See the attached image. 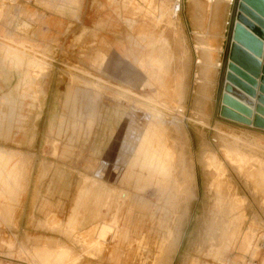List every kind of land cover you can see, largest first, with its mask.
Wrapping results in <instances>:
<instances>
[{"label":"rangeland","instance_id":"374dc122","mask_svg":"<svg viewBox=\"0 0 264 264\" xmlns=\"http://www.w3.org/2000/svg\"><path fill=\"white\" fill-rule=\"evenodd\" d=\"M104 1L0 0V264H264V125L222 115L239 0Z\"/></svg>","mask_w":264,"mask_h":264},{"label":"water","instance_id":"95a60500","mask_svg":"<svg viewBox=\"0 0 264 264\" xmlns=\"http://www.w3.org/2000/svg\"><path fill=\"white\" fill-rule=\"evenodd\" d=\"M231 4L233 6L232 1L230 5ZM227 12H230V8H228ZM257 30L260 36L256 33ZM263 56L264 0H239L237 20L234 23L232 34L228 69L233 71L236 67H243V79L249 80L253 86H256L257 83L250 77H258L261 74L262 63L260 60ZM229 80L230 78L227 74L222 96V115L240 121L238 118L234 117L233 113L230 111L234 110L248 119L252 118L253 111L251 108L254 107L253 99H251L245 91H241L236 85L229 82ZM243 86L248 93L255 96L256 93L252 88H248V86L245 85Z\"/></svg>","mask_w":264,"mask_h":264},{"label":"bare ground","instance_id":"6f19581e","mask_svg":"<svg viewBox=\"0 0 264 264\" xmlns=\"http://www.w3.org/2000/svg\"><path fill=\"white\" fill-rule=\"evenodd\" d=\"M260 61L262 63L261 66L263 68L264 56L261 58ZM242 68L243 67H241V68L240 67H236V69L233 70V71H230L228 69L227 70V74H228V76L230 78L229 82H231L234 85H236L241 91H245L249 95V97H251V99H253V101H254V107L251 108L252 111H253V116H252V118L248 119V118L242 116L241 114H238L234 110H230V111H231V113H233L234 117L238 118L242 122L243 121L244 122H247V123L256 122V123H260L261 125H264V85H259V83H258V77H252V76L250 77L253 81H255V83H257L256 86H253L249 82V80H247L245 78L243 79V76L242 75H243L244 71H243ZM243 85L248 86V88H252L253 91L256 93L255 96L252 95V94H250V93H248L245 90V87ZM186 179H185V181H186ZM183 184H185V182Z\"/></svg>","mask_w":264,"mask_h":264},{"label":"crops","instance_id":"0c3cea01","mask_svg":"<svg viewBox=\"0 0 264 264\" xmlns=\"http://www.w3.org/2000/svg\"><path fill=\"white\" fill-rule=\"evenodd\" d=\"M186 1L187 0H183L181 3H182V6H183V3H186ZM189 1V0H188ZM187 1V2H188ZM232 1V3L235 1V0H231ZM105 1L104 0H92L91 1V4L89 5V3H88V1H86V0H84V10L87 8L90 12V14H86V16L88 15V18H91V20L92 21H94L95 23H96V25H98L100 22H102V20H104V18H103V15H105V14H107V13H109V12H107L106 10H103V11H101V12H97V9H99L100 7L102 8L103 6H105ZM100 5H102V6H100ZM183 8V7H182ZM229 8H230V10L232 9V4L229 6ZM35 9V8H34ZM33 14V13H32ZM112 15V14H111ZM85 16V17H86ZM30 17H33V15H30ZM48 19H53V17H50V16H46V17H44V20H48ZM228 19H230V13H228ZM87 20L88 19H86V22H87ZM85 22V19H83V22H82V18H81V20H79V24L80 25H82V24H84V23H86ZM228 20L227 21H223V25H227L228 23ZM180 25H181V27H180ZM46 27V26H45ZM179 27L181 28V30L183 31V37L185 38V41H187V43L190 41H192L193 39V37L195 36V32L193 31V30H191V32L193 33L194 32V34H193V36L191 37V35H185V32H184V26H183V24H179ZM46 29H47V27H46ZM256 33L258 34V32L256 31ZM207 34V36H211V34L210 33H206ZM259 36H260V34H258ZM187 38V39H186ZM177 41H179V39H177ZM195 44H196V37H195V42H194V46H195ZM177 48H180L179 46H177ZM196 48V47H195ZM188 49V48H187ZM189 57H190V55L192 56V54H191V52L192 51H190V48H189ZM88 216V215H87ZM97 216V215H96ZM91 219H93V217L91 218ZM80 264H105V263H103V262H101L100 260L99 261H97V259L95 258H93V259H88V258H84L82 261H81V263Z\"/></svg>","mask_w":264,"mask_h":264},{"label":"trees","instance_id":"16d2710c","mask_svg":"<svg viewBox=\"0 0 264 264\" xmlns=\"http://www.w3.org/2000/svg\"><path fill=\"white\" fill-rule=\"evenodd\" d=\"M258 34H259V31L257 30Z\"/></svg>","mask_w":264,"mask_h":264}]
</instances>
